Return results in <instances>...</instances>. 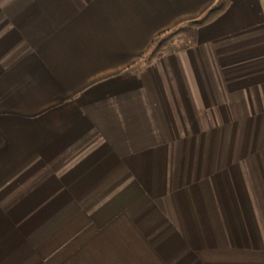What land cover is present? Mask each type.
<instances>
[{
    "label": "crops",
    "instance_id": "crops-1",
    "mask_svg": "<svg viewBox=\"0 0 264 264\" xmlns=\"http://www.w3.org/2000/svg\"><path fill=\"white\" fill-rule=\"evenodd\" d=\"M219 0H0V264H264V0L133 67Z\"/></svg>",
    "mask_w": 264,
    "mask_h": 264
},
{
    "label": "trees",
    "instance_id": "trees-1",
    "mask_svg": "<svg viewBox=\"0 0 264 264\" xmlns=\"http://www.w3.org/2000/svg\"><path fill=\"white\" fill-rule=\"evenodd\" d=\"M229 0H219L217 5L195 21L185 23L158 35L133 67L148 64L156 59L188 50L196 45L198 30L217 20L227 10Z\"/></svg>",
    "mask_w": 264,
    "mask_h": 264
}]
</instances>
